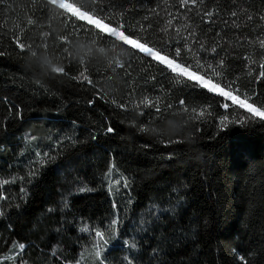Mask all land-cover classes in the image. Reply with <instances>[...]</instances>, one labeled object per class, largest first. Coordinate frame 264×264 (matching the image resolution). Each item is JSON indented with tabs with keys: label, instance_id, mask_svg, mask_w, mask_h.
Here are the masks:
<instances>
[{
	"label": "trees",
	"instance_id": "trees-1",
	"mask_svg": "<svg viewBox=\"0 0 264 264\" xmlns=\"http://www.w3.org/2000/svg\"><path fill=\"white\" fill-rule=\"evenodd\" d=\"M64 1L111 27L123 25L148 47L167 45L164 55L181 46L188 23L205 44L202 62L221 73L214 82L264 107V0H197L188 8L180 0H98L97 7ZM168 19L172 27L161 32ZM142 24L152 27L144 32ZM175 28L182 29L179 36ZM182 56L178 62L195 71L191 54L182 48ZM144 97L153 106L135 107ZM201 108L205 116L194 121L192 110ZM170 117L182 120L184 133L161 131ZM246 117L46 0H0V258L15 254L14 264H264V121L234 122ZM96 229L108 240L100 242V258Z\"/></svg>",
	"mask_w": 264,
	"mask_h": 264
},
{
	"label": "snow or ice",
	"instance_id": "snow-or-ice-1",
	"mask_svg": "<svg viewBox=\"0 0 264 264\" xmlns=\"http://www.w3.org/2000/svg\"><path fill=\"white\" fill-rule=\"evenodd\" d=\"M49 3L58 7L59 9H62L64 11L70 13L72 16H74L78 20L88 22V20L82 19L80 16L75 15L73 12L68 11L67 8L63 7L59 3V0H49ZM68 4L74 8L80 9L81 12L87 13L88 15L93 17L95 20L100 21L102 24H105L102 19L96 18L92 14V12L85 11V10H83L82 7H78L75 4H72V3H68ZM196 4H197V0H180V6L182 8H188L189 5L195 6ZM89 6L90 7L99 6L98 0H89ZM153 12H155L154 9H153ZM205 15L207 17L211 18L213 16V12H207V13H205ZM231 15L233 17H236L237 13L232 12ZM248 19L250 20L251 17H248ZM144 20L148 21L149 17L145 16ZM205 22L211 23L212 21L209 19ZM28 23L31 24L32 21L29 20ZM88 24L93 26L95 29L99 30L100 32H103V33H106V34L111 35L113 37H116L117 40L121 41L124 45H130L133 49H138L139 52L145 53L147 56L151 57L153 60L157 61L160 64L165 65V67L170 69L171 72L174 73L176 77L183 78L186 81H190L192 83L193 87H199L201 89H206L208 92H211V93H219V95L227 97L229 100L233 101V103L238 105L240 108L246 109L248 114H249V117H246L243 120L238 119V120L234 121L235 123L244 124V123H246L247 119H249V118H254V119H258L260 121H264V107H258L255 104L248 103V99H250V98L247 96H245V99H240L239 96L234 95V91H239L238 88H235L231 91H226L225 88L221 87V85L219 83L214 82L213 75L216 77H219L221 75V73L217 71L216 67L213 66V64H211V63L206 64V62H202L201 54L206 53L205 44L199 41V39L196 35V32H195V29L191 28V26L188 23H185L183 25V31L187 32V35H185L181 38V41L179 42L181 44V46L174 47V49L170 55H164L163 54V53L169 51V48L167 45H165L164 47H162L160 49L148 47L147 43H140V40L143 37H137L134 39L132 35H126L125 32L121 30L123 28V25H120L118 28H114V27H111L109 24H106L109 26V30L105 31L103 28L97 27L96 23H89L88 22ZM172 25H173V19H168L165 27L160 29V31L167 33L169 31V29L172 27ZM151 27H152L151 24H148L147 27H145L142 24V25H140V30L146 32ZM174 31L179 36L182 29L181 28H175ZM62 40H67V38H62ZM129 41H134L135 43H129ZM189 41H191V43H189ZM196 46H198V47H196ZM18 47L21 49V51H24L26 48V46L22 43H18ZM194 47H196L195 51L193 50ZM259 47L261 49H264V39L259 40ZM182 48L185 49L188 53H190L191 56L195 59V65H194V67L196 69L195 71H193V65L192 64H186V63L178 62L180 59H183ZM211 53L218 55L217 48L212 47ZM114 63H115L116 67H123V64L121 61H117ZM223 65H224V60L223 59L219 60L218 66L223 67ZM205 67L207 70L203 74H201L200 70L205 69ZM261 68L264 69V64L261 65ZM51 70L57 74H62L65 72L64 67L63 68L53 67ZM259 75H260V77L264 78V70H262L259 73ZM80 76L82 77V79L84 81H87V83H89V84L92 83V81L88 78V76H86L84 74V72H81ZM226 87L232 88V84H228V85H226ZM113 103H116V101H113ZM184 103L185 102L183 100L180 101V105L182 107L184 106ZM140 104H143L145 107H151V106H153V101L148 99L147 97H144L139 102V104L135 105V107H139ZM118 107H120L121 109L127 110L128 106L126 104H119ZM168 107L170 108L171 105H169ZM225 107H227V105H225ZM155 110L157 113H159L161 111L159 103H157L155 105ZM184 111L187 112L188 109L186 107H184ZM192 111L195 113V115L192 117V119L194 121H199L201 118H203L205 116L206 109L201 108L199 111H197L196 109H193ZM227 121H228V117H222L221 118V127L222 128L227 127V123H226ZM148 130L149 129H147V128H141V131H148ZM113 131H114V129L112 127L107 128L108 133H112ZM31 139L34 140L35 137H31ZM171 142L180 143L181 141H179V140L165 141V143H171ZM37 155L39 156L40 154L38 153ZM47 155H48L47 153L44 154V156H47ZM44 162H46V161H44L42 158L41 163H44ZM109 171L111 172V169ZM31 175H34V173H30V176ZM4 183H8V181H4ZM115 183L120 184V180H116ZM123 183H124V187L127 188L128 187L127 178L124 179ZM85 190H90V189H83V188L80 189V191H85ZM109 190H111V188ZM21 192L24 195H27L26 190L21 189ZM3 198L4 197H0V199H3ZM2 214H3V212L0 211V215H2ZM117 223H118V221L114 219L112 221L113 227H115L117 225ZM82 231H89V229L87 226H85L82 229ZM95 236L97 237V244L94 246L95 247V255L97 258H100L102 256V251L100 248V242L102 241L103 244L106 245L108 243V240L105 238L104 232L101 231L100 229L95 230ZM132 246L134 247V245H132ZM18 248L20 250H23L25 248V245L23 243H20V244H18ZM5 259H8V257H5ZM240 259L244 260V257H240ZM77 264H80V262L77 261ZM101 264H103L102 260H101Z\"/></svg>",
	"mask_w": 264,
	"mask_h": 264
},
{
	"label": "rangeland",
	"instance_id": "rangeland-1",
	"mask_svg": "<svg viewBox=\"0 0 264 264\" xmlns=\"http://www.w3.org/2000/svg\"><path fill=\"white\" fill-rule=\"evenodd\" d=\"M46 1H48L49 2V0H46ZM59 3L63 6V7H65V8H67L68 9V11H71V12H73L75 15H77V16H80L82 19H86V20H88V22L89 23H96V25H97V27H101V28H103L105 31H108L109 30V26H107L106 24H102L100 21H98V20H95L93 17H91L90 15H88V14H86V13H84V12H81L80 10H78L77 8H74V7H72L71 5H69L66 1H64V0H59ZM58 8V7H57ZM62 10V9H61ZM62 11H64V10H62ZM64 12H66V11H64ZM66 13H68V12H66ZM68 14H70V13H68ZM71 15V14H70ZM83 22H85L86 24H88V22L87 21H83ZM89 25V24H88ZM103 33V32H102ZM104 34H106V33H104ZM106 35H108V34H106ZM108 36H110V37H112V38H114V39H116L117 40V38L116 37H113V36H111V35H108ZM119 41V40H118ZM121 42V41H120ZM129 43H135L134 41H129ZM127 46H129V47H131L130 45H127ZM132 48V47H131ZM135 50H137V51H139L138 49H135ZM141 53V52H140ZM143 55H145V56H147L145 53H142ZM149 57V56H148ZM149 58H151V57H149ZM152 59V58H151ZM155 61V60H154ZM157 62V61H156ZM160 64V63H159ZM161 65H163V64H161ZM164 67H165V65H163ZM168 69V68H167ZM168 70H170V69H168ZM171 71V70H170ZM206 90V89H205ZM207 91V90H206ZM211 93V92H210ZM212 94H215V95H219V93H212ZM219 96H221V95H219ZM221 97H223L226 101H228L230 104H232V105H236V104H234L233 103V101H231V100H229L227 97H224V96H221ZM236 106H238V105H236ZM239 107V106H238ZM240 108V107H239ZM241 109H243V108H241ZM245 112H247V110L246 109H243ZM248 113V112H247ZM19 249V248H18ZM5 257H8V259H5ZM5 257H2V258H0V264H14V257H15V254H11V255H6Z\"/></svg>",
	"mask_w": 264,
	"mask_h": 264
},
{
	"label": "clouds",
	"instance_id": "clouds-1",
	"mask_svg": "<svg viewBox=\"0 0 264 264\" xmlns=\"http://www.w3.org/2000/svg\"><path fill=\"white\" fill-rule=\"evenodd\" d=\"M185 126L179 117H170L163 122L162 132L165 135H180L184 133Z\"/></svg>",
	"mask_w": 264,
	"mask_h": 264
}]
</instances>
